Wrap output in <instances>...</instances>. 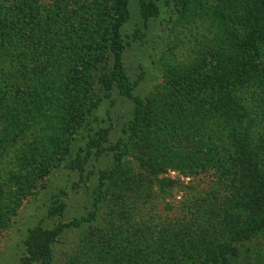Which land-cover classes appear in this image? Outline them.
Instances as JSON below:
<instances>
[{"label": "rangeland", "instance_id": "374dc122", "mask_svg": "<svg viewBox=\"0 0 264 264\" xmlns=\"http://www.w3.org/2000/svg\"><path fill=\"white\" fill-rule=\"evenodd\" d=\"M115 2L10 0L0 10V264H32L54 230L48 264H116L115 232L179 221L209 190L211 171L189 163L196 118L179 111L192 92L183 80L218 82L208 49L235 25L211 0H130L116 58ZM142 2L157 8L145 21ZM225 244L239 252L231 264H264V237Z\"/></svg>", "mask_w": 264, "mask_h": 264}, {"label": "trees", "instance_id": "16d2710c", "mask_svg": "<svg viewBox=\"0 0 264 264\" xmlns=\"http://www.w3.org/2000/svg\"><path fill=\"white\" fill-rule=\"evenodd\" d=\"M9 1L0 0V10ZM129 1L116 0L114 5L109 35L116 58L124 49L120 31L129 19ZM211 1L227 9L229 16L224 18L227 23L232 21L236 33L223 25V40L219 31L215 34L207 54L209 66L219 70V80L212 86L183 80L192 92L179 110L196 118L186 129L191 139L196 138L189 163L211 171L209 190L199 200L202 205L188 208L179 221L159 218L156 226L134 222L130 232L128 227L115 232L116 264H123L127 255L133 256L130 264H181L182 259L195 264L194 258L203 264H231L239 252L226 242L242 244L264 237V0ZM156 9L142 2L144 21L154 17ZM237 38L240 46L233 54L226 46ZM135 203L131 210L139 209ZM60 208L64 210L65 204ZM58 235L57 230L41 234L44 246L39 247L33 263L39 256L46 264L51 261Z\"/></svg>", "mask_w": 264, "mask_h": 264}]
</instances>
